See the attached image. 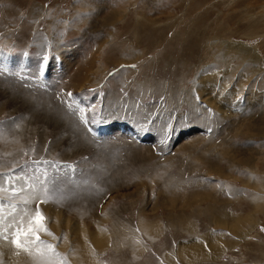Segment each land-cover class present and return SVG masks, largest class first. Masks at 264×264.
Returning <instances> with one entry per match:
<instances>
[{"label":"rangeland","instance_id":"374dc122","mask_svg":"<svg viewBox=\"0 0 264 264\" xmlns=\"http://www.w3.org/2000/svg\"><path fill=\"white\" fill-rule=\"evenodd\" d=\"M260 130L264 0H0V173L62 183L27 205L53 234L40 264H264ZM29 247L0 239V264H38Z\"/></svg>","mask_w":264,"mask_h":264},{"label":"snow or ice","instance_id":"6c2138e0","mask_svg":"<svg viewBox=\"0 0 264 264\" xmlns=\"http://www.w3.org/2000/svg\"><path fill=\"white\" fill-rule=\"evenodd\" d=\"M46 59L45 57L41 62V71H44ZM68 95L71 97L72 94ZM61 195V181L56 176H49L48 170H41L38 164L31 168L21 167L19 172L13 169L10 173H0V239L10 240L17 249L28 252L29 255L33 252V248L29 246L35 245L38 264L47 260L46 250H53V245L40 240L37 233L43 231L49 236L53 234L46 227L47 218L39 208L30 209L27 205L34 200L42 203L56 202ZM16 199L22 201V206L15 203ZM9 215L11 220L8 219Z\"/></svg>","mask_w":264,"mask_h":264},{"label":"bare ground","instance_id":"6f19581e","mask_svg":"<svg viewBox=\"0 0 264 264\" xmlns=\"http://www.w3.org/2000/svg\"><path fill=\"white\" fill-rule=\"evenodd\" d=\"M111 20H113V19H110L109 21H111ZM108 21V22H109ZM112 22V21H111ZM110 22V23H111ZM105 25H106V23H105ZM107 25H109V26H111L109 23L107 24ZM104 27V26H103ZM108 27V26H107ZM109 29V28H108ZM110 40V39H109ZM245 45V47H243L241 50H240V53H241V55L246 59V57L247 56H249L250 58V61L251 62H253L254 64H257L258 62H259V58H258V56H257V54H256V52H255V50L254 49H252V48H249L246 44H244ZM104 46V45H103ZM104 48V47H103ZM102 48V49H103ZM217 54H219V56L218 57H216V58H218V59H215L216 61L217 60H219V61H224V56L221 54V53H217ZM236 56H238L237 54H235ZM15 60H17V59H14L13 61H15ZM215 61V62H216ZM3 62V61H2ZM16 62V61H15ZM28 63H30V61L28 62ZM33 64H34V62H32ZM24 64V63H23ZM16 67V66H15ZM70 67V66H69ZM18 68V67H17ZM33 68V67H32ZM87 68H88V66H87ZM91 69V68H90ZM38 70V69H37ZM88 70V69H87ZM32 71V70H31ZM82 75H83V72L81 71L78 75H77V77H76V81H75V83H77L78 82V79L77 78H80V83L82 82ZM79 83V84H80ZM84 85V84H83ZM81 86H82V84H81ZM32 94V93H31ZM185 95H186V93H185ZM36 98H39L38 96H35ZM246 104H248V105H251V106H253V105H255V99H251V98H247L245 101H244ZM223 109H221V111H222ZM217 111V110H216ZM237 115V114H236ZM234 116V115H233ZM46 117V116H45ZM223 117V115H220V118H222ZM219 118V119H220ZM224 118V117H223ZM38 120V119H37ZM236 120V119H235ZM45 123V122H44ZM39 124V123H38ZM256 134L259 136V137H262L261 135H264V133L260 130V131H257L256 132ZM245 138V141H246V143L245 144H247V146H252V143H253V141H250V143H248L247 142V138H246V136L244 137ZM152 139V138H151ZM259 139H261V138H259ZM264 139V138H263ZM163 140H164V138H163ZM174 140V139H173ZM242 140V139H241ZM241 140H239V142H237V143H239V146H240V144L241 143H244V142H241ZM152 141H154L153 139H152ZM236 141V140H235ZM243 141V140H242ZM263 144L260 146V147H255L254 146V148L256 149V154L258 153V154H261V153H263L264 152V150H262L261 152H260V150L261 149H263L264 148V140H262L261 141ZM232 143H234L233 141H232ZM231 143V144H232ZM237 143L235 142L234 144H232V148H233V153H232V156H230V158H227V159H225V160H227V165H228V167H229V163H232L233 164V166L234 167H237L238 165H244L245 166V168L247 169V171H248V169H251V167H252V165H250V163H251V158H250V156H251V154H250V156L249 155H247L245 152L246 151H244V150H242V151H239V152H237ZM242 145V144H241ZM242 147V146H241ZM250 149H248V151H249ZM241 152H242V154H241ZM250 152H251V150H250ZM240 153V154H239ZM230 154V153H229ZM223 155H225V154H223ZM259 156V155H258ZM261 156H262V154H261ZM253 157H255V156H253ZM263 157V156H262ZM224 160V161H225ZM253 161H255L254 159H253ZM253 163V162H252ZM257 165V164H256ZM263 166V165H262ZM261 166V167H262ZM257 167V166H256ZM254 169V168H253ZM252 169V170H253ZM256 169V168H255ZM254 172H256L255 170H253ZM208 173V172H207ZM253 173V172H252ZM216 176H218L220 179L222 178V172H216V173H214ZM254 174H256V173H254ZM249 175V174H248ZM225 176V175H224ZM249 177V176H248ZM231 178V177H230ZM251 178V177H250ZM225 180V179H224ZM208 182V181H207ZM211 182V181H210ZM177 183V182H176ZM182 183V182H181ZM180 184V183H179ZM223 185H225V184H223ZM263 186H264V184H263ZM197 187V189H199V187L198 186H196ZM262 187V186H261ZM196 189V188H195ZM235 190V189H234ZM196 191V190H195ZM220 191V190H219ZM218 191V192H219ZM227 192H228V190H226ZM244 189H240V190H236V192H234V193H232V195H230L229 196V194L227 195V198L228 199H230V201L232 200V203H233V201H234V199H235V197L237 198H239V196H241V198L238 200V201H235V202H237V204L240 202V201H244V200H246L245 201V203L247 202V208L250 210V208H251V200L252 199H250L249 201H250V203H249V201H248V197H249V195L248 196H245L243 193H244ZM184 192V191H183ZM182 192V193H183ZM256 192V194H257V191H255ZM222 193V192H221ZM248 193V192H247ZM254 193V192H253ZM264 194V193H263ZM258 195V194H257ZM244 198H243V197ZM218 197V196H217ZM247 197V198H246ZM196 198V197H195ZM193 199V198H192ZM226 199V198H225ZM227 199V200H228ZM208 200V199H207ZM218 200V199H217ZM227 200H225V203H227L228 201ZM254 200V199H253ZM38 201V200H37ZM36 201V202H37ZM255 201V200H254ZM34 202V201H33ZM182 203V202H181ZM224 203V202H223ZM253 203V202H252ZM262 203V202H261ZM32 204V203H31ZM180 204V203H179ZM178 204V205H179ZM257 204V203H256ZM36 204H35V202H34V204H33V207L35 206ZM182 205V204H181ZM259 205V204H258ZM216 206H218V205H216ZM227 206V205H226ZM228 206H230V205H228ZM227 206V208L225 209H223V212H221V213H224V217L223 218H221L219 221H221V220H223V221H225V219H230L231 218V215H229L230 214V212H228L227 210H230L231 211V207H228ZM236 206V205H235ZM261 206V205H260ZM172 207H174L173 205H172ZM219 207V206H218ZM253 207H254V205H253ZM253 207H252V209H253ZM263 207V206H262ZM30 208V207H29ZM177 207H175V209H176ZM233 208V207H232ZM31 209V208H30ZM182 209H183V205H182ZM210 209V211L212 210V206L209 208ZM208 209V210H209ZM255 209H256V207H255ZM254 209V210H255ZM262 208H260V210H261ZM218 210H220V209H218ZM218 210H216V211H218ZM248 210V211H249ZM216 211L213 209V213H216ZM221 211V210H220ZM227 211V212H226ZM246 211V210H245ZM264 211V210H263ZM178 212V211H177ZM44 213V212H43ZM212 213V212H211ZM220 213V212H219ZM247 213V212H246ZM253 214H255V213H253ZM259 214V213H258ZM261 214V213H260ZM256 215V214H255ZM264 215V214H263ZM221 216V215H220ZM245 217V216H244ZM231 220L233 221V223L234 222H236V220H234V219H232L231 218ZM243 220V219H242ZM240 221V220H239ZM155 225V224H154ZM148 226H150V225H148ZM181 244H182V242H181ZM9 245V244H8ZM183 245V244H182ZM180 246H179V243L178 244H176L175 245V250L177 251V249L179 248ZM183 247V246H182ZM182 247H180L179 249L181 250V252L183 251L182 250ZM178 249V250H179ZM19 250V249H18ZM180 252V251H179ZM180 252V253H181ZM167 255H168V253H167ZM198 255H199V253H198ZM201 256H204V257H206V255H203V254H200ZM174 259V258H173ZM20 260V259H19ZM19 260H17V261H19ZM16 261V262H17ZM22 262H23V264L25 263V261H23L22 260ZM1 264H6L5 262H1ZM17 264H18V262H17ZM19 264H20V262H19Z\"/></svg>","mask_w":264,"mask_h":264}]
</instances>
